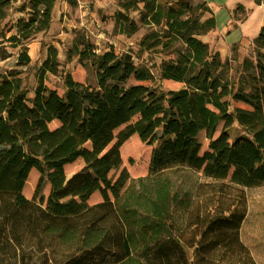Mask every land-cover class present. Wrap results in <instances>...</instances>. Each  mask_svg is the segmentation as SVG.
Returning <instances> with one entry per match:
<instances>
[{"label":"trees","instance_id":"1","mask_svg":"<svg viewBox=\"0 0 264 264\" xmlns=\"http://www.w3.org/2000/svg\"><path fill=\"white\" fill-rule=\"evenodd\" d=\"M57 1L0 0V62L18 49L17 68L0 70V264H257L240 238L245 199L224 185L208 196L213 209L193 207L167 172L183 167L239 187L264 185V26L232 82L228 63L200 38L217 26L202 19L206 4L120 0L119 33L149 27L141 49L164 53L160 79L182 87L162 90L130 54H99L79 36L66 56L77 57L94 84L66 73L63 93L49 88L46 77L61 66L50 46L30 99L20 67L31 63L28 43L51 28ZM10 11L15 19L5 23ZM235 124L243 134L232 137ZM134 136L151 147L148 175H111ZM78 160L83 167L68 179L65 168ZM33 170L40 179L30 200L23 190ZM95 193L102 201L91 205Z\"/></svg>","mask_w":264,"mask_h":264},{"label":"rangeland","instance_id":"2","mask_svg":"<svg viewBox=\"0 0 264 264\" xmlns=\"http://www.w3.org/2000/svg\"><path fill=\"white\" fill-rule=\"evenodd\" d=\"M71 4L67 0H58L57 9L51 28L39 33L27 45L31 63L26 67H20L22 87L27 92V97L34 98L35 89L38 86L37 68L42 64L47 56L50 46H55L58 51V59L61 64L57 75L49 74L45 79V84L58 90L64 91V76L66 73L72 74L77 81L94 84V75L89 69L79 63L77 57L68 59L66 52L71 48L79 36H85L86 40L95 46L96 51L102 54L111 47L119 54H130L136 65L149 67L156 77V84L162 90H177L182 85L175 84L160 79V65L166 55L158 50L144 51L141 49V41L151 31L149 27L141 28L132 36L120 34L115 21L114 14L118 11L120 0H73ZM243 7L238 2L232 0H191L194 5L206 4L209 11L202 13V19L214 17L216 27L200 38L207 43L214 52H219L223 62L228 63V77L232 82H238L241 76L242 62L252 57L254 50V40L260 29L264 26V1L263 10L254 12L249 5L250 0H241ZM136 17V14H133ZM15 14L10 11L5 23L14 21ZM10 35V34H9ZM13 54L9 59L0 62V70L5 72L17 68L18 49H9ZM129 83H134L131 80ZM53 123L51 127H55ZM223 129V124L219 126L218 136ZM232 137L243 134L242 129L235 124L230 129ZM139 139L138 136H134ZM133 138V137H132ZM130 138L121 148L123 164L118 171H113L111 175H118L126 168L132 180L146 177L149 172L151 147L139 140L136 144ZM203 149L208 146L206 133L199 135ZM128 146V147H127ZM82 160H78L65 168L67 178H71L75 172L83 167ZM171 178L174 188L177 191L188 193L193 199V207L199 202L214 208V204L207 202L208 196L215 193L214 189H221L226 186L227 193L234 200L245 199L246 217L242 223L240 238L243 245L250 251L257 264H264V185L256 187H239L227 181H217L205 177L202 173L188 168H173L167 172ZM40 175L33 170L25 184L23 193L26 198L32 200L35 196ZM50 193V185L45 183L40 194L45 198ZM40 197L37 201L40 200ZM97 197V199H95ZM102 201L99 193H95L89 200V204H97Z\"/></svg>","mask_w":264,"mask_h":264},{"label":"crops","instance_id":"3","mask_svg":"<svg viewBox=\"0 0 264 264\" xmlns=\"http://www.w3.org/2000/svg\"><path fill=\"white\" fill-rule=\"evenodd\" d=\"M68 2H69V0H67ZM233 2L235 1V2H238L239 4H241V5H245V4H243V2L241 1V0H232ZM250 2H251V4L249 5V7H251V9H253V11L254 12H257V11H259V10H263V7H262V5H257L256 3H255V0H250ZM57 7V4H56V6H55V9H54V11H53V21H54V17H55V13H56V8Z\"/></svg>","mask_w":264,"mask_h":264},{"label":"bare ground","instance_id":"4","mask_svg":"<svg viewBox=\"0 0 264 264\" xmlns=\"http://www.w3.org/2000/svg\"><path fill=\"white\" fill-rule=\"evenodd\" d=\"M132 141H133L134 143H136V144L138 143L137 140H136L135 138L132 139ZM95 199H97V197H95Z\"/></svg>","mask_w":264,"mask_h":264}]
</instances>
